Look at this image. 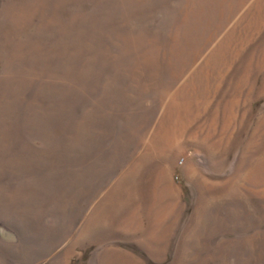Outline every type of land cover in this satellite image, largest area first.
<instances>
[{
  "label": "rangeland",
  "instance_id": "obj_1",
  "mask_svg": "<svg viewBox=\"0 0 264 264\" xmlns=\"http://www.w3.org/2000/svg\"><path fill=\"white\" fill-rule=\"evenodd\" d=\"M0 264H264V0H0Z\"/></svg>",
  "mask_w": 264,
  "mask_h": 264
}]
</instances>
